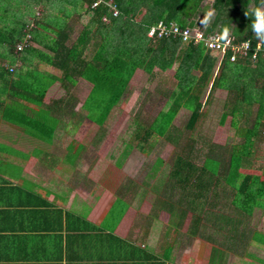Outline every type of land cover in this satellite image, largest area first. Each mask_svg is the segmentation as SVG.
<instances>
[{"label":"crops","instance_id":"crops-1","mask_svg":"<svg viewBox=\"0 0 264 264\" xmlns=\"http://www.w3.org/2000/svg\"><path fill=\"white\" fill-rule=\"evenodd\" d=\"M60 1L58 15L70 9L64 32L72 46L94 14L82 0ZM55 28L42 32L55 39ZM51 41L34 43L17 63L0 56V264H264L257 236L264 232L255 226L264 224L263 209L245 214L228 188H181L171 178L174 163L166 178L158 174L164 144L148 136L179 98V64L136 72L112 114H126L131 99H150L133 88L138 82L156 84L153 97L171 104L151 123L118 127L113 143L110 121L101 126L108 89L95 82L102 83L106 64L50 63ZM221 66L219 56L203 99ZM87 72L92 80L83 78ZM185 112L192 117L183 107L177 119ZM122 131L128 142L119 139Z\"/></svg>","mask_w":264,"mask_h":264},{"label":"trees","instance_id":"trees-1","mask_svg":"<svg viewBox=\"0 0 264 264\" xmlns=\"http://www.w3.org/2000/svg\"><path fill=\"white\" fill-rule=\"evenodd\" d=\"M98 1L82 0V4L87 5L86 11L94 16L78 41L70 46L71 38L64 32L70 9L63 12V17L58 15L60 0H0V56L3 61L17 63L33 50L34 43H43V39L48 38L53 43L48 47L55 53L50 63L106 64L102 83L95 81L99 90L108 89V115L101 126L110 121L139 69L153 75L158 67L165 71L179 64V98L169 112H163L155 121L148 136L155 133L171 144L176 143L177 137L170 129L183 107L192 111L186 131L194 135L190 140L194 146L196 132L207 115L206 108L212 102L213 93L218 89L228 91L221 124L231 118V127L242 143L230 149L208 146L211 149L205 158L201 157L203 160L198 166L194 162L195 158L198 161L200 158L194 155V147L188 142L176 156L171 178L184 189L193 186L204 190L212 186L228 188L234 192V204L249 216L255 208L264 210V167L244 171L255 143L264 141V54L257 61L250 56L232 62V53L228 52L210 98L204 102L220 55L208 50L205 44L185 45L182 40L150 38L152 28L162 22L168 27L177 23L184 29L202 27L208 35L219 32L224 41L232 39L236 46L251 41L255 48L262 41L264 47V40L257 39L252 30L256 20L254 12L257 8L264 11V6L259 0H215L209 5L208 0H102L104 3L95 7ZM109 2L118 6L120 17H115L106 4ZM74 9L79 11V8ZM104 17L110 21L104 22ZM51 26L56 27L55 39L42 32ZM28 36H32L30 46L19 52V45ZM197 70L201 72L200 78L194 77ZM85 74L83 78L92 77L89 72ZM255 106H259L257 111H254ZM240 124L245 127L239 128ZM187 148L191 150L186 152ZM258 261L264 263V260Z\"/></svg>","mask_w":264,"mask_h":264},{"label":"rangeland","instance_id":"rangeland-1","mask_svg":"<svg viewBox=\"0 0 264 264\" xmlns=\"http://www.w3.org/2000/svg\"><path fill=\"white\" fill-rule=\"evenodd\" d=\"M214 2L215 0H208L206 4L209 5L213 4ZM222 61L223 59H221V63ZM156 87V84L153 85L147 82H138V84L136 83L133 85V88L138 89L139 91H142L144 89L149 91L151 97L149 96V100L131 99L128 103H125L127 104L125 108V111H127L126 114H123V112L119 113L120 110H117L116 113L114 112L115 114H112L110 123L108 125L109 130L111 132L110 135L113 137V139H110V141H112L113 143L115 142V138L120 128L121 130H125L128 126H132L135 121H139L140 124L143 125L148 124V122L151 123L152 121H154V118H156V115L159 113L160 110H167L169 108V105L171 103L169 104L168 99H164L162 97L160 98L158 94L153 97L157 89ZM209 89L210 87L207 89L206 92H208ZM206 92L205 95H207ZM228 99L229 95L227 93H217L213 96V98L211 99V104H209L206 108L207 115L204 118L201 126H199L198 131L196 132L194 140L197 143L194 144V146L192 143H190V140H193L192 138L194 135L192 136L190 132L186 131V126L189 122V119L191 118V112L182 113L180 117L175 121L174 125L176 128H178L177 130H179V133H175L174 137H177V139L179 138L178 141L176 139V142H178V144L180 145H170L167 142H164L161 137H159L157 134L151 133L152 139L154 136L155 141L162 142L164 144V148L162 150H157V153H159V155H157L156 157L161 156L160 159L163 162L160 167L161 169L158 171V174H163L165 178L168 176L171 167H173V163L177 154L182 151L181 149H183V147H185L188 142L189 146L192 145L194 147V155L199 158H205L208 155L211 149L208 146H214L222 149H230L232 148V146H237L242 143V140L236 137V130L232 129L231 127V118H229L224 125L221 124L222 114H224L226 111L225 107L228 103ZM105 100L106 99H104V102ZM145 101L146 103H144ZM206 101L207 98L204 99V102ZM258 107L259 106H255L254 111H257ZM120 109H122V107ZM97 117L98 118L95 119H102L101 117H99V115H97ZM118 127L120 128L118 129ZM243 127H245L244 124L239 125V128ZM129 136V133H125L122 131V133H120L118 137L122 142H128ZM255 144L257 145H255L252 149V155L247 159L248 165L244 170L246 172L257 171L259 168L264 167V141ZM186 150V152H189L191 149L187 148ZM255 226H257L258 230L264 232V224H255ZM261 239H264V236H262Z\"/></svg>","mask_w":264,"mask_h":264},{"label":"built area","instance_id":"built-area-1","mask_svg":"<svg viewBox=\"0 0 264 264\" xmlns=\"http://www.w3.org/2000/svg\"><path fill=\"white\" fill-rule=\"evenodd\" d=\"M104 1L99 0L95 7L100 6ZM110 10L114 13L115 17L121 16V11L114 2L106 3ZM104 22H109L108 17H104ZM151 39L164 40V39H175L182 40L185 45L195 44L197 46L205 44L208 50L216 52L221 56V59H225L228 52L232 53L231 61L235 62L239 59L252 58L253 61H257L261 54H264V47L262 41L258 43V46L253 48L251 41L245 42L240 46H236L234 40L228 39L225 40L219 34L208 35L206 30L202 27L198 28H187L184 29L179 24L173 23L169 27L166 26L163 22L154 28L150 32ZM32 36H28L27 40L21 43L18 47L19 52H24L30 46V40Z\"/></svg>","mask_w":264,"mask_h":264},{"label":"clouds","instance_id":"clouds-1","mask_svg":"<svg viewBox=\"0 0 264 264\" xmlns=\"http://www.w3.org/2000/svg\"><path fill=\"white\" fill-rule=\"evenodd\" d=\"M261 6H264V0H259ZM255 23L252 25V30L259 40H264V11H261L260 8H257L254 12Z\"/></svg>","mask_w":264,"mask_h":264}]
</instances>
